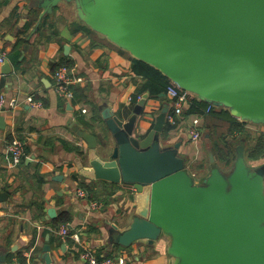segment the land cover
<instances>
[{
	"label": "water",
	"instance_id": "obj_1",
	"mask_svg": "<svg viewBox=\"0 0 264 264\" xmlns=\"http://www.w3.org/2000/svg\"><path fill=\"white\" fill-rule=\"evenodd\" d=\"M52 2L36 6L45 11ZM79 2L82 19L91 29L174 87L223 109L240 123H264V0ZM29 50L22 47L19 61ZM2 74H10L8 60ZM148 98V92L140 97L127 121L122 113L102 112L111 137L103 147L98 148L95 135L69 126L87 149V163L77 162L80 175L129 185L135 193L134 217L122 231L111 225L109 248H128L136 242L153 246L165 238L173 264H264V166L250 169L239 147L228 174L211 169L194 184L178 155L181 142L165 147L159 138L168 104L146 135L136 132ZM158 98L167 99L165 93ZM0 129H5L3 116ZM207 157L212 165L210 150ZM55 217V210L48 209L44 220ZM19 249L13 242L0 254V264ZM40 257L51 264L48 244Z\"/></svg>",
	"mask_w": 264,
	"mask_h": 264
},
{
	"label": "crops",
	"instance_id": "obj_2",
	"mask_svg": "<svg viewBox=\"0 0 264 264\" xmlns=\"http://www.w3.org/2000/svg\"><path fill=\"white\" fill-rule=\"evenodd\" d=\"M42 1L45 0H0V51H5L8 60L7 54L21 40L25 41L22 47H30L23 54L20 69L14 71L8 60L10 74L0 77V94L6 100L15 98L18 103L12 117L6 106L0 111L5 123V129H0V254L13 242L21 247L17 254H8L3 264H21L16 256H21L25 264H45L40 255L46 244L50 246L51 264H82L72 249V241H59L50 227L62 214L69 217L72 229L80 232L81 240L96 254L119 256V264H173L165 238L153 246L136 242L128 248H109L111 225L122 231L134 217L135 193L129 185L81 176L77 162L87 163V149L69 128L71 124L78 125L97 137L98 148L105 146L111 137L102 112L107 109L114 116L122 113L127 121L137 101L148 92L134 99L144 80L133 72L129 53L84 22L79 0H54L45 11L41 5L36 6ZM31 20L34 24L24 34L23 26ZM65 47L69 50L65 51ZM60 58L72 63L73 76L83 79L72 87L70 101L56 96L52 87V65ZM28 96L40 107L28 105ZM164 104L149 94L144 112L137 119L141 124L136 125L138 134L146 135L151 130ZM213 110L225 112L220 108ZM11 124L26 142L27 149L18 160L7 150ZM200 126L202 133L206 119L201 120ZM159 138L165 147L181 142L178 155L186 168L201 154L202 145L192 143L183 127L177 132L159 134ZM192 177L197 185L206 176L202 173ZM81 185L90 198L101 202V209L85 208L84 200L76 195ZM48 209H54L56 217L44 220Z\"/></svg>",
	"mask_w": 264,
	"mask_h": 264
},
{
	"label": "trees",
	"instance_id": "obj_3",
	"mask_svg": "<svg viewBox=\"0 0 264 264\" xmlns=\"http://www.w3.org/2000/svg\"><path fill=\"white\" fill-rule=\"evenodd\" d=\"M33 22L34 20H31L28 21L26 24H24L22 30L24 34L28 32L30 28H32L34 24ZM24 43H25L24 39L21 40L20 43L16 44L12 49V51L7 54V59L12 64L14 71L19 70L22 65V62L19 61L20 58L19 48L22 47ZM131 62H132L133 72L144 80L143 85L139 89L137 95H135L134 99H136V97L139 96V94L143 93L144 91H148L151 97L158 98L160 94L166 92L168 87H173L170 81L166 77H164L161 73H159L152 67L134 59H132ZM59 67H64L71 71L72 63L65 61V58H60L57 62H55L52 65V70L55 71ZM207 107H208L207 104H203L197 101L195 98H192L190 99L184 111V117H188L191 115H198V116H202L203 119H206V126L204 127L207 131L206 140L209 142V150L212 152L214 159L219 163L221 168H227L231 166V164L233 163L236 157V152L234 147L238 142L242 140L244 143L249 144V148H247L248 151L247 161L257 163L263 158L264 134H260L259 137L255 139V143L252 144L251 141H253V139L251 138L250 132L244 124L231 118L227 113L223 111L212 110L210 113L205 114V110ZM217 121L224 122L228 126L225 133L221 134L217 139H215V135H216L215 130L218 127L215 123ZM174 128L175 127L166 124L164 134H168L170 131L174 130ZM15 136L18 140L25 141L23 140V137L20 136V131L18 129H15ZM228 139H230V141H228ZM11 140L12 137L10 138L9 142ZM63 145L67 146V144L64 142ZM26 149L27 148H25V150ZM76 151H78V149ZM77 153L80 152L78 151ZM202 168H203V164L201 163L198 164V169H202ZM81 187L80 189H82L87 195L86 198L87 201L95 200L100 202L97 199H92V197L90 198L89 197L90 193H88V190L84 189L83 185H81ZM68 218L69 217H67L65 214H62L56 220H54V222L51 224L50 227L53 230L54 229L56 230L61 225L69 224ZM14 254H17V252ZM96 256L98 260L113 257L112 254L101 256V254L98 253L96 254ZM12 257L13 255L10 256L8 260L11 259ZM16 257L21 264L23 263L25 264V260L21 256H16Z\"/></svg>",
	"mask_w": 264,
	"mask_h": 264
},
{
	"label": "built area",
	"instance_id": "obj_4",
	"mask_svg": "<svg viewBox=\"0 0 264 264\" xmlns=\"http://www.w3.org/2000/svg\"><path fill=\"white\" fill-rule=\"evenodd\" d=\"M5 60L6 53L5 51L1 50L0 77L3 75L2 67L4 65ZM52 80L54 94L67 101H70L73 97V92L71 90L72 87L83 82V79L81 77L73 76L72 74H70V70L64 67H59L54 71L52 75ZM165 96L169 100L171 107L170 112L165 117L166 124L175 127L173 130L175 132H177L183 127L189 136V140L192 143H197L202 135L200 122L203 117L198 115L184 117V111L190 101L191 95L173 86L167 88ZM25 101L28 105L33 108L40 107V103L36 102L32 96L26 97ZM17 105L18 103L15 98L6 100L3 94H0V111L6 106L7 111L10 112L12 117V114L16 110ZM212 110L213 107L211 105H208L205 110V114L210 113ZM85 111L86 110H82L83 113H85ZM9 133L12 137V140L8 143L7 150L13 159L18 160L24 155L26 142L20 141L16 138L13 124H11L10 126ZM76 195L78 198L84 200L85 208L87 210L92 211L99 210L102 208V204L98 201H87V195L82 189L77 188ZM53 233L63 243H65V241H67L68 239L72 241V249L74 252L77 253L78 258L82 262V264H119V256H113L112 258H104L102 260H98L95 250L88 243H85L81 240L80 232L74 231L70 224L59 226L58 229L53 230Z\"/></svg>",
	"mask_w": 264,
	"mask_h": 264
},
{
	"label": "rangeland",
	"instance_id": "obj_5",
	"mask_svg": "<svg viewBox=\"0 0 264 264\" xmlns=\"http://www.w3.org/2000/svg\"><path fill=\"white\" fill-rule=\"evenodd\" d=\"M242 123L247 127V129L250 132L251 138L253 139V141H251L252 144L255 143V139H257V137H259L260 134H264V123H258V124H254L251 122H242ZM215 124L218 126L217 129L215 130L216 131L215 139H217L221 134L225 133L228 125L224 122H218V121ZM172 131H170L169 133H171ZM206 136H207V131L204 127L201 138L198 141L200 143V146L202 145V149L200 151L201 154L199 155L198 159L192 161L191 166L188 165V168H186V170L188 171V174L191 177H192V174L199 176V174H202V173H204L205 176H207L209 175L211 169H218L219 171H222L224 174H228L231 171L234 161L231 164V166L227 168H221L219 163L215 159H214V163L211 165L207 157V150H209V142L206 140L207 139ZM228 141H230V139H228ZM239 147L242 148L244 162L250 169H255V168L264 166V155H263V158L259 162L253 163V162L247 161V155H248L247 148H249V144L244 143L243 140L238 142L236 146L234 147L235 152H236V149ZM185 156H187L186 158L188 159V154H186ZM200 163L203 164L202 169H198V164ZM192 180L195 181L193 177H192Z\"/></svg>",
	"mask_w": 264,
	"mask_h": 264
},
{
	"label": "flooded vegetation",
	"instance_id": "obj_6",
	"mask_svg": "<svg viewBox=\"0 0 264 264\" xmlns=\"http://www.w3.org/2000/svg\"><path fill=\"white\" fill-rule=\"evenodd\" d=\"M168 101H169V100H168ZM165 103H166V102H165ZM166 104H167V103H166ZM168 105H169V112H170V110H171L170 103H168ZM169 112H168V113H169Z\"/></svg>",
	"mask_w": 264,
	"mask_h": 264
}]
</instances>
